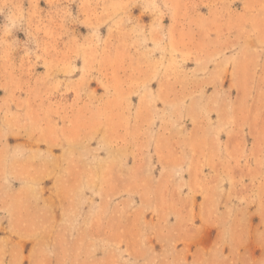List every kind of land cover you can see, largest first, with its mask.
<instances>
[{"label": "rangeland", "instance_id": "1", "mask_svg": "<svg viewBox=\"0 0 264 264\" xmlns=\"http://www.w3.org/2000/svg\"><path fill=\"white\" fill-rule=\"evenodd\" d=\"M0 264H264V0H0Z\"/></svg>", "mask_w": 264, "mask_h": 264}]
</instances>
